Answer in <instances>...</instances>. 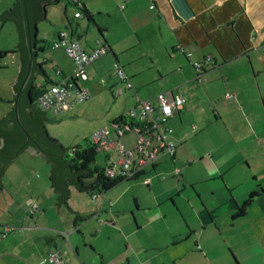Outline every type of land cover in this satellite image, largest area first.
Masks as SVG:
<instances>
[{
  "label": "crops",
  "instance_id": "1",
  "mask_svg": "<svg viewBox=\"0 0 264 264\" xmlns=\"http://www.w3.org/2000/svg\"><path fill=\"white\" fill-rule=\"evenodd\" d=\"M69 3L74 7L71 18ZM13 4L7 0L0 14ZM78 5L91 20L82 12L74 16ZM47 6L40 7L43 17L36 29ZM63 11L66 30L56 32L54 40L65 32L86 52L106 47L84 66L91 89L108 83L110 93L126 91L130 106L136 94L142 99L170 90L185 95L183 107L171 119L178 129L173 130L176 149L151 170L157 178L166 173V179L148 186L136 179L154 193L149 206L138 198L134 206H116L119 196L113 200L110 195L114 186L96 198L75 190L89 200L76 198L77 204L57 207L48 178L22 173L14 180L5 174L0 188V264H47L42 257L51 248L61 251L62 264H264V0H98L96 6L66 0ZM59 48L51 44L49 58L42 56L46 49L35 54L54 82L58 73L68 76L76 67ZM204 61L208 63L197 71L194 64ZM115 63L124 69L131 88L113 74ZM38 73L42 78L37 81ZM33 79L37 86H48L40 71L33 72ZM12 82L9 96L2 98L6 102L12 100ZM122 103L128 106L130 100ZM199 106L211 115L201 119L196 135L187 134V113ZM127 109H119L111 122ZM160 183L161 193L180 215L177 227L169 225L174 221L171 207L162 210L157 201ZM253 191L257 196L246 214L235 218ZM33 203L37 211L30 212ZM158 223L173 231L165 237L148 232ZM162 252L169 255L163 262L158 256Z\"/></svg>",
  "mask_w": 264,
  "mask_h": 264
},
{
  "label": "rangeland",
  "instance_id": "2",
  "mask_svg": "<svg viewBox=\"0 0 264 264\" xmlns=\"http://www.w3.org/2000/svg\"><path fill=\"white\" fill-rule=\"evenodd\" d=\"M7 0H0V8L1 5L6 3ZM71 1V0H69ZM92 5L96 6L98 0H87ZM64 4H66V0H60L57 4H51L47 6L45 9V18L38 22L37 24V38L45 40L44 46L46 51L42 56L50 57L52 49H50V40H54L56 37V32L60 29H65V17H64ZM94 8V7H93ZM74 7L71 4H67L68 14L67 16L71 18V14ZM96 12H93L96 15ZM98 16V15H96ZM86 20L82 18V24L89 30H92L95 34H97L96 29H93L90 23L85 22ZM88 24V25H87ZM18 28L15 20L13 19H0V50H14L16 49V45L18 43ZM84 39L82 38V41ZM59 49H64L60 47ZM66 54V52H65ZM68 57V55L66 54ZM114 66V65H113ZM19 70V53L8 54L3 58H0V117L4 115L7 109L10 107L8 102L3 100L2 98H7L10 94V81L15 79V76ZM47 71L52 72L50 65L47 67ZM198 73V72H197ZM42 75L38 73L36 76V80H40ZM85 83L80 82V85L83 88H86L90 94V96L78 103H76L74 109L66 112H62L59 115L55 116L52 110H48V116L51 117V121L46 122L45 126L47 132L50 136L55 137L62 143L65 147H72L78 143L84 141V139H91L92 134L98 129L102 128L105 125H109L111 120L110 118L115 117L118 113L119 109L128 108L132 103V98H124L126 91L117 96L115 92L110 93L109 85L104 84V87L97 85L91 89L90 79L86 80ZM195 82V81H194ZM200 84L201 82H197ZM90 86V87H89ZM201 87L200 89H202ZM202 92V90H201ZM144 96H147V93L143 91ZM203 94V92H202ZM183 95V94H182ZM2 96V97H1ZM185 96V95H184ZM123 99L128 101L130 100L129 105L126 103H122ZM132 106H130L127 110H129ZM203 106L197 107L193 112H188L189 115L186 121V129L187 134L196 135V128H201L202 125L200 123L201 119L208 114L211 115L210 110L205 113L203 110ZM197 112V113H196ZM177 123V120H176ZM177 127L174 128V132L176 133ZM175 134L172 135L173 139ZM194 137V136H193ZM122 141L127 148L133 147L136 141V135L133 133H128L122 137ZM111 153H115L114 150H100L96 155V165L101 166L105 163V158L107 155ZM168 156L162 157V159L166 160ZM165 165V164H164ZM185 168L188 170L190 167ZM25 174H34L36 176L41 175L43 177L48 178L50 173V167L45 161L44 157L41 154H32L29 152H23L19 154V156L15 159V163L9 165L6 169V175L15 176L14 180H17L19 176ZM146 177H151L153 182L159 179L156 177L155 172L147 171ZM171 179H167L165 182H168ZM163 183L156 185L158 188L156 189L155 194L160 193V197H157V201L160 202V208L170 209L172 216L174 217V221L170 220L169 225L172 227H177L179 225L180 215L176 213V208L171 204L170 201L166 200V195L161 193L163 188ZM75 190H72L71 198L69 204H77L76 198H84L88 199L89 197L85 194H75ZM110 195L111 199H115L116 196H119L118 203L116 206L122 205L125 203H129V205L134 206V198L139 199L143 205H152L155 202L153 197L154 193L151 190H148L140 181H132L129 183L121 182L117 186H115L111 191ZM168 220V218H167ZM178 221V222H177ZM151 230L152 235L160 234L165 237L167 234H170L173 230L168 229L165 225L162 226V223H158L157 226L154 224ZM154 250L151 252L153 253ZM161 261H164L166 256H169L166 252H162L158 255ZM158 262H155L157 264ZM120 264H124L121 262ZM177 264H182L178 262Z\"/></svg>",
  "mask_w": 264,
  "mask_h": 264
},
{
  "label": "built area",
  "instance_id": "3",
  "mask_svg": "<svg viewBox=\"0 0 264 264\" xmlns=\"http://www.w3.org/2000/svg\"><path fill=\"white\" fill-rule=\"evenodd\" d=\"M74 16H82L80 10H77ZM52 47H63L76 65L73 73L48 84L37 98L41 108L52 110L57 116L74 109L76 103L89 97L88 90L80 85L81 81L85 82L88 78L84 66L104 54L106 47L101 44L86 52L77 39L68 38L65 32H59L57 39L52 42ZM207 63L208 61L195 63L194 67L199 71ZM113 74L123 81L127 88L132 87L124 69L117 63L114 64ZM134 99V105L122 120H114L108 126L98 129L91 139L101 150L115 151L107 155L105 176L112 179L136 178L148 186L153 181L151 177H146V172L153 170L162 156L175 153L176 142L172 137L174 129L171 119L183 107L186 99L180 92L172 90L157 93L148 99H142L136 94ZM128 133L136 135V141L131 148H127L122 141V137ZM172 172L176 175L179 169L175 167ZM166 176L167 174L162 173L158 178L163 180ZM95 197L94 194L93 198ZM29 211H37L35 203ZM5 230H9L8 227H5ZM42 262L62 264L63 254L59 249L51 248L42 257Z\"/></svg>",
  "mask_w": 264,
  "mask_h": 264
},
{
  "label": "water",
  "instance_id": "4",
  "mask_svg": "<svg viewBox=\"0 0 264 264\" xmlns=\"http://www.w3.org/2000/svg\"><path fill=\"white\" fill-rule=\"evenodd\" d=\"M48 0H16L10 10L0 14V19H15L19 28L21 40L20 67L12 82L13 92L11 99L13 105L0 117V173L4 172L5 165L9 163L22 149H32L47 155L52 160V184L58 191V205L68 198L67 184H73L81 190L86 187L81 185L77 174L84 172L82 168L71 170L69 163L62 160L64 149L60 141L49 136L44 130L41 121L46 120L44 112H39L34 104H30L27 88L32 82L34 71H42L35 59V34L36 22L41 18L40 3ZM0 188L2 181L0 178ZM83 235L82 232H80Z\"/></svg>",
  "mask_w": 264,
  "mask_h": 264
},
{
  "label": "trees",
  "instance_id": "5",
  "mask_svg": "<svg viewBox=\"0 0 264 264\" xmlns=\"http://www.w3.org/2000/svg\"><path fill=\"white\" fill-rule=\"evenodd\" d=\"M56 1L57 0H48L47 2L40 3V7H42V9H43V7L47 6V3H50V2H54L55 3ZM15 2H16V0H14V3ZM11 8H9L7 10H10ZM78 9L80 10V12L85 13V17L88 20H91V14L82 5L81 6L78 5ZM7 10H5V11H7ZM42 17H43V15H41V18ZM4 20H6V19H4ZM13 20H15V19H13ZM15 22H16V20H15ZM67 27L69 29H71L70 25L67 26ZM17 28H18V25H17ZM18 34H19V37H18V43H19L20 40H21L19 28H18ZM37 35H38V33H37V29H36L35 37H37ZM66 35H67V33H66ZM67 37L72 39L73 36L71 34H69ZM44 43H45L44 40L38 41L35 38V40H34L35 54H36V51H44L45 50ZM36 46H38V47H36ZM17 52L19 53V64H20V46L19 45H16V49H14V50H6V51H3V52H0V58H3V57H5L8 54H14V53H17ZM38 66H40L42 68V71H44L43 74H44V77L46 78L45 79V83H48V84L54 83V81H52V80L50 81V78H49L48 74L46 73V71L44 70V68L42 67V65L40 63H38ZM58 75L60 76V78L67 76L65 74L64 75L63 74L60 75V73H58ZM42 84H44V83H42ZM44 87H45V85H40V86L35 85V82H34V79H33V74H32V82L29 85V87L27 88V95L31 99L30 104H34V106L38 108L39 112H44V116H45L46 120H51L52 118L48 116L47 110L44 109V108H41L38 105V103H37V98L42 93ZM8 102L10 103L9 105L11 107L13 105V99L9 100ZM10 107L8 108V110L10 109ZM123 118H124V115L119 116L116 120H122ZM46 122L47 121H45V120L41 121L44 130L47 132V129H46V126H45ZM0 140H1V136H0ZM60 145L64 148L62 150V154H61L62 160H64V161L69 163L70 169L74 170V169H77V168H82L84 170V172L77 174V178L80 180L81 185L86 187V188H85V190H81L80 188L76 187L73 184H67L66 185V189H67V191L69 193V196H68V198L66 200L61 201V203L59 205L63 204V205H66L68 207V205H69L68 202L70 200V195H71L72 190H77V191H79L81 193H85V194L89 195L90 197H93V195L95 194L96 197H97L99 194L100 195L105 194L107 191L111 190V188H113L114 186H117L121 182L129 183V182H132V181H136V178H130V179H118V178H116V179H112V178H109V177L105 176L104 170H105V165L107 163V157L105 158V163L103 165H101V166H97L96 165V159L95 158H96V155L98 154V152L101 149L99 148L98 144H96L95 142L92 141V139H84L83 142L78 143V144H76V145H74L72 147H68V148L63 146L62 143H60ZM24 150L25 149H22L9 163H7L5 165L4 172L0 173L1 181H2V177L6 173V169L8 168V166L11 163H13V161ZM38 153L41 154L40 152H38ZM41 155L44 157L45 161L47 162V164L50 167L48 183H49L50 188H51V190H52V192L54 194L55 201H56V200H58V198H57L58 191L54 189V185H51L52 184V160H48V156L47 155H44V154H41ZM166 178H167V176H166ZM2 185H3V181H2ZM256 196H257V192L256 191L251 192L249 194V196L247 197V199L242 203V205L236 209V213H235L234 217L235 218L236 217L239 218V217L244 216L246 214L247 207L250 205V203L253 201V199Z\"/></svg>",
  "mask_w": 264,
  "mask_h": 264
}]
</instances>
